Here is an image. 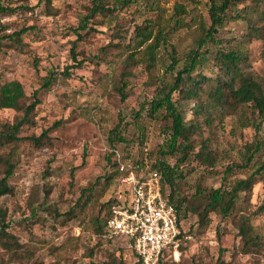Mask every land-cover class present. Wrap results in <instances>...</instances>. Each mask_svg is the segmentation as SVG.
<instances>
[{"label": "rangeland", "instance_id": "374dc122", "mask_svg": "<svg viewBox=\"0 0 264 264\" xmlns=\"http://www.w3.org/2000/svg\"><path fill=\"white\" fill-rule=\"evenodd\" d=\"M95 2L1 0L0 85L22 84V108L34 100V92L39 103L17 139L0 143V179L7 163L13 165L10 190L0 196L5 211L0 264H118L120 258L132 264L128 236L109 237L102 223L103 203L116 183L114 149L132 163L149 166L163 159L183 172L175 185L178 196L187 200L179 218L181 237L165 250L161 264H264V170L251 192L238 194L229 215L210 211L202 221L195 212L203 209L211 188L248 177L264 160V113L252 103H237L229 93L221 104L211 98L218 82L227 78L218 56L231 49L243 56L242 72L264 88V0L231 6L201 47L199 40L211 23L209 0L120 3L94 13L77 36L73 28ZM103 3L112 7L111 0ZM176 4L187 10L179 24H173ZM148 22L153 36L158 28L168 31L152 59L136 35ZM22 28L28 29L20 43L7 37ZM198 48L200 59L191 73L201 79L198 95H172L185 123L196 122L198 128L184 150L162 156L170 120L164 109L148 114V102L162 85L172 84ZM173 60L177 64L171 67ZM183 78L187 88L190 82ZM22 114L23 109L0 107V134ZM258 142L260 149L248 165L225 173L230 164L244 163L248 146ZM202 151L210 154L209 162L194 158Z\"/></svg>", "mask_w": 264, "mask_h": 264}, {"label": "trees", "instance_id": "16d2710c", "mask_svg": "<svg viewBox=\"0 0 264 264\" xmlns=\"http://www.w3.org/2000/svg\"><path fill=\"white\" fill-rule=\"evenodd\" d=\"M49 0H46L48 2ZM133 0H111L112 7L106 6L103 3V0H96L93 4L90 14L84 16L83 22L73 28L75 34L77 36H81L80 30L85 29L88 26L89 17H91L94 13H103L106 11L111 10L117 4L130 2ZM240 0H209V16L211 23L207 29L204 30L203 37L199 40L198 46L201 47L206 41L213 38L214 32L216 31V27L222 24L224 17L227 13V10L231 7L236 5ZM1 3V0H0ZM2 8V6H0ZM174 14H176V18H174L173 24H179L181 22V15L187 13L186 8L183 4H176L174 7ZM152 24L149 22L144 27H138L137 32V44L143 45L146 43V53L147 59H152L155 53V50L159 48L162 44L166 42L168 31H164V28H158L156 30L155 35L152 34ZM28 28H22L17 32H13L9 34L7 37L12 40L14 43H20V36L22 33L27 31ZM5 37L4 35H0V42L1 39ZM152 39V40H151ZM220 60V68L222 72L227 75V78L223 81H219L216 85L214 91L211 93V98L214 100L215 104H221L223 101H227L228 93L235 99L237 103H252L255 108H257L258 113H264V88H262L260 82L253 79L251 76L246 75L242 72L240 64L242 62V54L239 50L231 49L220 52L218 56ZM200 59V50L199 48L196 50H192L188 56V60L184 64V66L177 71L175 75L174 81L170 85H162L159 88L158 93L148 102V114L154 115L160 109H164L165 116L170 120V124L167 126V150L162 151V156L167 153H173L178 151L180 148H185L190 140V135L192 131L198 128V124L196 122H191L186 124L184 121V116L181 111L177 108L174 100H173V92L175 91H185L187 98L196 97L198 95L199 89V82L201 79H197L196 76H192L193 70L196 68V65ZM177 64V60H173L171 67ZM67 69V68H66ZM186 75V80L190 83L188 84L187 88L183 87V77ZM202 79H208L205 76H202ZM239 83L238 87L235 84ZM264 84V82H262ZM46 85L49 84L47 80L45 82ZM24 97V90L22 84L17 80H11L4 82L0 85V107L2 108H11L15 110L23 109V114L20 118L16 120L11 127H6L4 131L0 134V143L4 141L16 140L17 136L16 133L23 125V123L31 122L29 114L32 109L39 103L38 98L36 97V92L33 93L34 100L27 105L26 107L22 108L20 106V99ZM125 98V95L122 96ZM195 106V105H194ZM145 104H142V109H144ZM200 112V107L194 110V115ZM118 137L117 140H122L119 138V133L117 130L112 131ZM44 135L47 134V130L44 131ZM32 139L35 144H39L40 142L39 137H33ZM180 140V142H179ZM261 143L258 142L254 145L253 148H247L248 154L246 156V161L241 164H230L226 167L225 173H230L234 170V168L243 167L250 163L253 159L254 154L260 149ZM184 150V149H183ZM210 154L207 151L196 152L194 154L195 159H202L203 161L210 160ZM186 159V154H183L181 160ZM212 159V158H211ZM138 162H135L136 164ZM115 165V164H113ZM142 165V164H141ZM145 172H148L153 169H158L164 178V188L165 192L167 193L169 201L176 207L179 218L181 213L186 210L187 200L183 197L178 196V190L176 185V179L183 176L182 170L179 169L178 164H169L166 160H157L153 162L149 166H142ZM264 170V160L262 161L261 165L257 168L256 171L252 172L246 178H238L229 184L220 185L216 188H211L207 194H205L204 198H206V202L204 203L203 209H195V212L199 215L200 220L207 219V214L210 211H216L223 216H227L230 214L231 210L234 208L236 203V198L240 192H251L253 185L255 183L256 175ZM13 172V165L8 162L7 168L5 170V175L0 179V196L9 192V187L7 184V179ZM115 171V176H116ZM118 190V182L114 184V187L111 191L110 196L105 200L103 206L106 210L105 214L102 218V223L104 227V233L107 235L109 234V230L106 227V219L109 215V205L115 199ZM198 195L202 196L203 194ZM5 211L0 207V232L5 233ZM242 230V234L247 233V226L242 225L240 228ZM181 234L178 235L177 240H179ZM127 244L131 249L133 255V262L132 264H136L135 254L131 248L130 240H128ZM162 260V258H161ZM161 260L159 264H161ZM118 264H126V262L120 258Z\"/></svg>", "mask_w": 264, "mask_h": 264}, {"label": "built area", "instance_id": "2783aa9c", "mask_svg": "<svg viewBox=\"0 0 264 264\" xmlns=\"http://www.w3.org/2000/svg\"><path fill=\"white\" fill-rule=\"evenodd\" d=\"M118 190L109 205V237L127 235L136 264H159L167 248L181 233L179 213L169 201L158 169L144 171L141 163L122 159L113 150Z\"/></svg>", "mask_w": 264, "mask_h": 264}]
</instances>
